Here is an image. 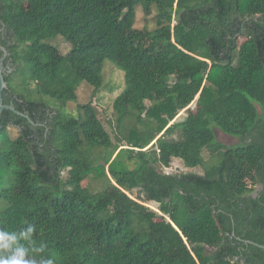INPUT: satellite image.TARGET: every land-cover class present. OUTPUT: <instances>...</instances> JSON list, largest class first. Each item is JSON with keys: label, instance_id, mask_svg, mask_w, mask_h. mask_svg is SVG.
I'll return each instance as SVG.
<instances>
[{"label": "trees", "instance_id": "16d2710c", "mask_svg": "<svg viewBox=\"0 0 264 264\" xmlns=\"http://www.w3.org/2000/svg\"><path fill=\"white\" fill-rule=\"evenodd\" d=\"M0 44L4 103L35 122L2 113L0 227L35 224L55 264H264V0H0ZM106 60L114 134L93 100L65 111Z\"/></svg>", "mask_w": 264, "mask_h": 264}, {"label": "rangeland", "instance_id": "374dc122", "mask_svg": "<svg viewBox=\"0 0 264 264\" xmlns=\"http://www.w3.org/2000/svg\"><path fill=\"white\" fill-rule=\"evenodd\" d=\"M155 14L156 9H154L153 14L146 16L142 9H138V17H137V23L136 26L138 28H144L145 26H148L151 29H154L157 24L155 21ZM53 44L57 45L65 54L71 49V46L64 40L62 36L56 37V39L50 40ZM104 88L98 92L94 97H92V91L93 88L89 86L88 83H83L82 87L79 89V99L76 102L68 103L67 107L65 108L66 112L78 115V106L79 104L86 103L90 100H93L94 104L98 107L100 110L101 117L104 121V124L108 131H110L112 134L113 129L108 123V120L112 118L113 115V104L115 98L124 90L125 88V73L124 71L118 69L112 61L106 60L104 63ZM54 107L58 106L56 104H52ZM186 116V110H183L179 113V115L176 117L175 120H181ZM215 133H216V139L223 144L227 146H236L242 144V141L240 138L231 136L223 132L220 128L215 127ZM17 133L16 130L13 129V134L15 135ZM130 165V162H128ZM136 162L134 161L132 166H135ZM108 168L109 165L105 166V171L100 170H94L90 172V178L85 181V183L91 182L92 187L99 188L104 181H107L109 174H108ZM167 172H201L202 169H188L180 160H174L172 163V166L170 168L166 169ZM106 173L108 177L106 176ZM64 175H66L64 173ZM95 185V186H94ZM257 189L260 190L261 186L258 185ZM146 197V198H145ZM145 197H142L141 202L148 205L149 207L158 210V205L154 202H149L147 195L145 194Z\"/></svg>", "mask_w": 264, "mask_h": 264}, {"label": "clouds", "instance_id": "9594fccd", "mask_svg": "<svg viewBox=\"0 0 264 264\" xmlns=\"http://www.w3.org/2000/svg\"><path fill=\"white\" fill-rule=\"evenodd\" d=\"M37 228L26 223L18 230L0 227V264H55L47 246L36 239Z\"/></svg>", "mask_w": 264, "mask_h": 264}, {"label": "water", "instance_id": "95a60500", "mask_svg": "<svg viewBox=\"0 0 264 264\" xmlns=\"http://www.w3.org/2000/svg\"><path fill=\"white\" fill-rule=\"evenodd\" d=\"M0 49L4 53L2 59L0 60V124H1L2 113L4 110H11V111L15 112L17 115L23 116V117L27 118L31 123L35 124V122L31 119V117L27 113H24V112L17 110L13 104H5L4 103L3 92L7 86V83L5 80V69L6 68H5V62L4 61H5V58L9 55V52L1 44H0ZM246 243L247 244H253V245H256V246L264 249V245L256 243L254 241L246 240Z\"/></svg>", "mask_w": 264, "mask_h": 264}, {"label": "flooded vegetation", "instance_id": "af4514ba", "mask_svg": "<svg viewBox=\"0 0 264 264\" xmlns=\"http://www.w3.org/2000/svg\"><path fill=\"white\" fill-rule=\"evenodd\" d=\"M3 30V28H1V31ZM3 55L0 57V60L2 59ZM5 72H11L12 71V67H13V63L11 61V59L9 58V55L5 58Z\"/></svg>", "mask_w": 264, "mask_h": 264}]
</instances>
